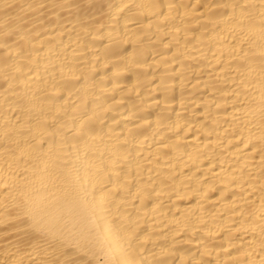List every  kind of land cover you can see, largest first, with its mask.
<instances>
[{"label": "bare ground", "instance_id": "1", "mask_svg": "<svg viewBox=\"0 0 264 264\" xmlns=\"http://www.w3.org/2000/svg\"><path fill=\"white\" fill-rule=\"evenodd\" d=\"M0 264H264V0H0Z\"/></svg>", "mask_w": 264, "mask_h": 264}]
</instances>
